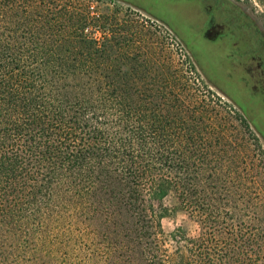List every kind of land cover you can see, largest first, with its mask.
<instances>
[{"label":"trees","instance_id":"1","mask_svg":"<svg viewBox=\"0 0 264 264\" xmlns=\"http://www.w3.org/2000/svg\"><path fill=\"white\" fill-rule=\"evenodd\" d=\"M16 1L0 0V16ZM52 4L33 9L50 15L49 38L26 19L0 23V264H49L72 225L108 264H264V201L240 191L244 175L215 148L209 102L126 39L106 38L113 49L84 34L99 23L89 12ZM65 28L69 41L55 36ZM169 193L200 225L172 255L160 224Z\"/></svg>","mask_w":264,"mask_h":264},{"label":"rangeland","instance_id":"2","mask_svg":"<svg viewBox=\"0 0 264 264\" xmlns=\"http://www.w3.org/2000/svg\"><path fill=\"white\" fill-rule=\"evenodd\" d=\"M52 2L89 12L99 23H87L84 34L113 49L118 46L106 38L114 34L126 39L125 50L148 59L152 68L164 69L169 80L178 79L176 88L180 86L178 90L188 97L209 102L221 133L215 148L237 175H244L240 191L247 198L264 201V0H17L14 8L19 10L0 16V23L14 25L26 19L27 26L39 28L50 15L33 9L52 6ZM69 34L65 28L55 36L69 41ZM50 35L46 27L38 34ZM237 114L248 120V129ZM161 204L162 239L172 255L180 237L198 235L200 225L179 206L173 193ZM232 211L240 213L239 206ZM60 240L50 248L46 263L110 262L102 256L96 238L78 232L75 225L66 228Z\"/></svg>","mask_w":264,"mask_h":264},{"label":"crops","instance_id":"3","mask_svg":"<svg viewBox=\"0 0 264 264\" xmlns=\"http://www.w3.org/2000/svg\"><path fill=\"white\" fill-rule=\"evenodd\" d=\"M207 19H208V17H207ZM208 28H210V26H209V22H208ZM209 31V30H208Z\"/></svg>","mask_w":264,"mask_h":264},{"label":"flooded vegetation","instance_id":"4","mask_svg":"<svg viewBox=\"0 0 264 264\" xmlns=\"http://www.w3.org/2000/svg\"><path fill=\"white\" fill-rule=\"evenodd\" d=\"M124 1V0H123Z\"/></svg>","mask_w":264,"mask_h":264}]
</instances>
